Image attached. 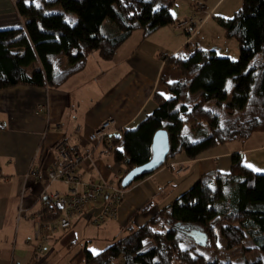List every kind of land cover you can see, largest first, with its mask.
<instances>
[{"label":"trees","instance_id":"trees-1","mask_svg":"<svg viewBox=\"0 0 264 264\" xmlns=\"http://www.w3.org/2000/svg\"><path fill=\"white\" fill-rule=\"evenodd\" d=\"M36 1L16 0L24 26L0 29V89L59 87L85 68L93 52L111 60L133 32L148 36L177 23L172 11L176 0L164 5L159 0ZM54 4L76 13L78 21L71 24L64 13L46 12ZM107 19L115 26L111 35L101 32ZM216 21L227 38L237 40L239 58L219 56L213 49L190 50L189 45L165 57L182 74L167 84L171 96L155 93L152 114L110 137V149L127 167L126 174L151 159L159 130H166L170 140L163 167L178 155L195 160L225 142L264 131V0H243L233 17L217 16ZM64 57L71 64L58 71L55 65ZM42 216L54 220L59 212L51 214L47 207ZM124 231L99 251L85 245L75 257L83 264H233L208 260L198 252L201 247L216 250L219 239L227 250L244 247L264 253V173L244 164L241 153H233L229 172L202 175L146 223L135 226L131 221ZM249 237L256 246L245 247ZM65 241L71 248L76 232L69 230L61 243Z\"/></svg>","mask_w":264,"mask_h":264},{"label":"crops","instance_id":"crops-1","mask_svg":"<svg viewBox=\"0 0 264 264\" xmlns=\"http://www.w3.org/2000/svg\"><path fill=\"white\" fill-rule=\"evenodd\" d=\"M221 1L211 6L205 4L206 0H176L173 14L177 22L195 15L192 28L196 31L192 36L187 29L175 26L159 28L148 36L137 30L111 60L93 52L85 68L59 87L18 85L0 89V264H42L52 255L49 246L53 239L46 243L44 252L35 256L34 231L45 209L40 194L47 185L46 172L57 168L58 143L66 140L79 148L85 158L76 169L84 181L114 184L124 177L127 167L115 160L110 138L91 142L89 135L108 119L113 120L112 128L118 133L135 127L157 108L155 93L171 96L167 84L179 80L182 74L165 57L184 51L187 45L190 50L205 48L198 38L208 21L217 16L233 17L243 2L239 0L227 8L230 11H222L221 6L216 8ZM199 19L203 23L198 27ZM23 26L16 0H0V29ZM45 105L46 109H38ZM226 143L197 160L178 155L125 190L118 219L96 227L102 235L111 233L106 242L118 238L131 221L135 226L146 223L202 175L229 172L233 153L264 149V141L240 148ZM180 162L187 163V170L178 174ZM33 169H39L41 176L33 174ZM57 183L61 184L53 182L48 190ZM64 187L57 190L64 193ZM147 204L149 208L142 211ZM20 208L27 218H18ZM79 225L93 227L75 219L70 230L76 235ZM86 241L89 247L90 241Z\"/></svg>","mask_w":264,"mask_h":264},{"label":"built area","instance_id":"built-area-1","mask_svg":"<svg viewBox=\"0 0 264 264\" xmlns=\"http://www.w3.org/2000/svg\"><path fill=\"white\" fill-rule=\"evenodd\" d=\"M194 22L185 20L181 22V25L185 26L192 34L195 32L192 28ZM46 108V105L38 107V109ZM112 127V119L104 121L89 135V140L101 142L117 134L118 132ZM56 151L57 168L46 172L47 185L40 194V200L45 209L49 207L51 214L59 212V216L54 220L46 221L42 219L41 215V218L36 221L34 239L36 241L35 256L37 257L46 250V243L50 241V235L59 227L71 228L74 219L86 220L95 226H101L106 222L118 219L124 201L125 189L121 185L123 178L114 184L86 183L76 169L84 157L79 152V148L64 140L58 143ZM33 174L41 176V171L35 169ZM59 181L66 185V192L48 190L50 184ZM24 217L27 218V214L24 209L20 208L18 218Z\"/></svg>","mask_w":264,"mask_h":264},{"label":"rangeland","instance_id":"rangeland-1","mask_svg":"<svg viewBox=\"0 0 264 264\" xmlns=\"http://www.w3.org/2000/svg\"><path fill=\"white\" fill-rule=\"evenodd\" d=\"M41 1L42 0H37L36 2L38 4H40ZM217 1L218 0H206L205 4L212 6V5L216 4ZM224 1L225 0H222L217 5L216 8L221 6L220 10L230 11L227 8H231L233 6V4L237 3L239 0H226L225 2ZM222 2H224L223 5H221ZM164 4H166V0H159V5H164ZM241 4H242V2H241ZM182 9L180 8L179 10H177V12L180 13L182 11ZM173 10H174V8L172 9V11ZM46 12H48V13H52V12L53 13H64L66 15V19L71 24L76 23L78 21V18H79L76 13L65 12L63 10V8L58 4L49 5L47 7ZM190 12H192L191 6H190ZM194 16L186 18V19H182L181 21H178L177 23H175V25H172V26H175V27L180 28V29L183 28V30H185L186 28H185V26L181 25V22L185 21V20L195 21ZM232 16H234V15H232ZM201 23H203V21L199 19L197 22L198 27H199V25H201ZM114 28H115V26L111 22V20L107 19L103 23V25L101 26V32L105 35H111L113 33ZM183 30H182V32H183ZM194 31H196V29H194ZM194 33L195 32H193L192 34L188 33V35L192 36ZM185 36H187V35L185 34ZM198 39H199V41L202 42V44H204V47L206 49L215 50L219 56L230 57L233 60H237L240 56V48H239V44H238L237 40H235L233 38H227L225 36L223 28L217 23V21L215 19H211L208 21V23L206 24L205 28L203 29V31L200 34ZM195 41H197V40H195ZM68 60H69L68 57H64V58L60 59L57 62V64L55 65V68L57 70H60V71L64 70L68 66ZM263 141H264V131L263 132H256V133L252 134L251 136H249L248 140L247 139H241L240 142H238V141L232 142V143L228 142L225 145H230V146L234 145V146L240 148V147L251 146L254 144H260ZM242 154H244V164L251 165L252 167H250V168H252L253 170L254 169H260L261 171H256L258 173H264V149L253 150V151H249V152L242 153ZM203 156H205V154ZM203 156H200L197 159H200ZM84 158L85 157H83V159ZM186 165H187L186 162L177 163L178 168H177L176 172L178 174L185 172L187 170ZM162 168H163V166H162ZM84 182H86V181H84ZM86 183H90V182H86ZM96 183H98V182H96ZM103 183H104V181H103ZM105 183H108V182L105 181ZM63 184H64L63 182H61V184L57 183L56 185H54L52 187L51 192L57 190L58 188H60V191H61L62 189L65 188L64 187L65 184L64 185ZM44 215L45 214H43V216ZM48 217H50V216H48ZM82 221L84 223H86L87 225L93 226V227H86V229H85V227L82 225L77 226V232H78L77 233V241L75 242V244L73 246H71V248L66 245L67 241L61 243L62 237H64L69 232V230L71 228L63 229V228L59 227L56 231H54L50 235V240L53 239V241H54L49 246L50 247V253L52 255L48 260L43 261L42 264H83V262L77 260V258L75 256L78 253V251L86 245V242H87L86 240L90 241L89 242V248L95 252L99 251V249H101L102 246L107 244L106 239L111 238V233L110 234L104 233L105 235H102L101 234L102 230L100 231V230H98L99 228H96L99 226H95L91 222L86 221V220H82ZM74 222H75V219H74L73 223ZM125 234H126V232L123 231L118 238L123 237ZM187 244L188 243H185L184 246H187ZM254 246H256V243L254 241H252L250 239V237L247 238V241L245 243V247L249 248V247H254ZM198 252L203 254L208 260H214V259L218 258L224 262H231L233 264H246V263L254 262L257 260H264V253L261 249H256V250L250 251V250H246L244 247H239V248H235L232 250H227V249H225V247L223 245L222 239H219L218 248L216 250H213L211 248L201 247L198 249Z\"/></svg>","mask_w":264,"mask_h":264},{"label":"water","instance_id":"water-1","mask_svg":"<svg viewBox=\"0 0 264 264\" xmlns=\"http://www.w3.org/2000/svg\"><path fill=\"white\" fill-rule=\"evenodd\" d=\"M169 152L170 140L168 132L166 130H159L153 138L151 159L146 164L129 171L121 181L122 187L127 188L140 177L156 172L166 163Z\"/></svg>","mask_w":264,"mask_h":264},{"label":"snow or ice","instance_id":"snow-or-ice-1","mask_svg":"<svg viewBox=\"0 0 264 264\" xmlns=\"http://www.w3.org/2000/svg\"><path fill=\"white\" fill-rule=\"evenodd\" d=\"M175 15V14H173ZM163 95V94H162ZM248 167H252L251 165H247ZM255 171H261L260 169H254Z\"/></svg>","mask_w":264,"mask_h":264},{"label":"bare ground","instance_id":"bare-ground-1","mask_svg":"<svg viewBox=\"0 0 264 264\" xmlns=\"http://www.w3.org/2000/svg\"><path fill=\"white\" fill-rule=\"evenodd\" d=\"M179 26V25H178Z\"/></svg>","mask_w":264,"mask_h":264}]
</instances>
